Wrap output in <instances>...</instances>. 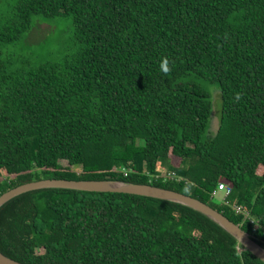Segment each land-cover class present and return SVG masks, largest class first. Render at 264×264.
I'll return each instance as SVG.
<instances>
[{"label":"trees","instance_id":"16d2710c","mask_svg":"<svg viewBox=\"0 0 264 264\" xmlns=\"http://www.w3.org/2000/svg\"><path fill=\"white\" fill-rule=\"evenodd\" d=\"M58 17L71 43L19 53L37 18ZM206 82L222 98L214 134ZM46 177L189 194L264 247V0H0V194ZM220 181L231 191L215 203ZM0 251L24 264H264L182 203L60 187L0 206Z\"/></svg>","mask_w":264,"mask_h":264},{"label":"water","instance_id":"95a60500","mask_svg":"<svg viewBox=\"0 0 264 264\" xmlns=\"http://www.w3.org/2000/svg\"><path fill=\"white\" fill-rule=\"evenodd\" d=\"M73 188L86 191H114L167 199L192 207L215 221L233 235L245 249L264 261V247L239 224L230 220L211 205L189 194L148 183L123 182L111 179H66L46 177L27 181L0 194V206L9 199L29 190L39 188ZM0 264H24L0 251Z\"/></svg>","mask_w":264,"mask_h":264},{"label":"rangeland","instance_id":"374dc122","mask_svg":"<svg viewBox=\"0 0 264 264\" xmlns=\"http://www.w3.org/2000/svg\"><path fill=\"white\" fill-rule=\"evenodd\" d=\"M30 36L19 46V53H34L35 56L49 58L55 54L58 48L71 43V21L68 18L58 17L57 19L37 18ZM206 87L212 97V111L208 132L214 134L220 124L222 112V98L219 88L215 83L206 82ZM224 196L218 192L213 202H222Z\"/></svg>","mask_w":264,"mask_h":264},{"label":"built area","instance_id":"2783aa9c","mask_svg":"<svg viewBox=\"0 0 264 264\" xmlns=\"http://www.w3.org/2000/svg\"><path fill=\"white\" fill-rule=\"evenodd\" d=\"M176 177V173L174 170L167 171L164 179H174ZM231 191V187L229 184L225 182H218L217 186L212 190L211 195L215 196L218 192H222L223 196H227ZM224 199V198H223ZM240 207H236V210H239Z\"/></svg>","mask_w":264,"mask_h":264},{"label":"clouds","instance_id":"9594fccd","mask_svg":"<svg viewBox=\"0 0 264 264\" xmlns=\"http://www.w3.org/2000/svg\"><path fill=\"white\" fill-rule=\"evenodd\" d=\"M161 67L164 68L165 71L167 70L164 64H161Z\"/></svg>","mask_w":264,"mask_h":264}]
</instances>
